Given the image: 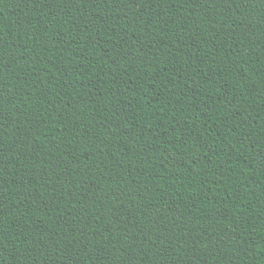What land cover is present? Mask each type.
Listing matches in <instances>:
<instances>
[{
    "label": "trees",
    "instance_id": "1",
    "mask_svg": "<svg viewBox=\"0 0 264 264\" xmlns=\"http://www.w3.org/2000/svg\"><path fill=\"white\" fill-rule=\"evenodd\" d=\"M0 264H264V0H0Z\"/></svg>",
    "mask_w": 264,
    "mask_h": 264
}]
</instances>
